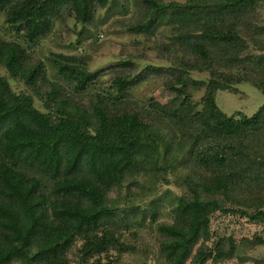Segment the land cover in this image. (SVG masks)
Listing matches in <instances>:
<instances>
[{
    "label": "trees",
    "instance_id": "obj_1",
    "mask_svg": "<svg viewBox=\"0 0 264 264\" xmlns=\"http://www.w3.org/2000/svg\"><path fill=\"white\" fill-rule=\"evenodd\" d=\"M114 2L0 0L13 35L0 36V264H264V103H216L239 83L264 95V0H137L126 29H164L169 64L120 60L101 90L89 56L50 52L46 66L28 50L63 10L85 28ZM149 73L167 104L128 92Z\"/></svg>",
    "mask_w": 264,
    "mask_h": 264
},
{
    "label": "rangeland",
    "instance_id": "obj_2",
    "mask_svg": "<svg viewBox=\"0 0 264 264\" xmlns=\"http://www.w3.org/2000/svg\"><path fill=\"white\" fill-rule=\"evenodd\" d=\"M136 1L116 0L108 8H97L93 22L85 28L76 23L65 9L61 16L54 21L52 32L36 44L29 46L28 50L34 57L43 60L46 66H48L46 57L50 52L89 56L90 69L94 71L103 70L98 84L95 86L99 90L105 89L113 74L120 69L117 67L120 60H130L131 70L134 73H138L148 66L163 68L169 64V61L163 59L156 46L161 41H168L167 32L161 28L156 34L146 36L128 32L126 29L127 24L133 20L136 14ZM259 18L264 22V3L259 7ZM0 36L6 39L13 36L6 30L3 17L0 18ZM48 75L52 77L49 67ZM191 76L196 80L205 79L207 73L192 70ZM164 78L160 73H149L145 79L130 87L128 92L138 101L149 102V99L153 98L167 104L171 93L163 87ZM10 82L16 90L23 88L19 82L13 80ZM236 87L238 88L237 92L218 91L216 94V103L225 113L231 114L240 111L250 115L259 105L264 103V95L255 87L248 83H239ZM190 91L191 99L196 101L202 95L203 88H191ZM143 179L142 176L138 177L139 182ZM164 188V185L159 184L158 192L163 191ZM117 193L123 194L124 188H115L111 191L112 196ZM151 197L152 195L146 192L141 196H134L130 200L139 203L140 200H149ZM160 217L166 220L169 218L166 207L161 209ZM144 239L151 242L153 235L148 233ZM154 258L150 256L148 262H153ZM228 264L234 263L229 262Z\"/></svg>",
    "mask_w": 264,
    "mask_h": 264
}]
</instances>
